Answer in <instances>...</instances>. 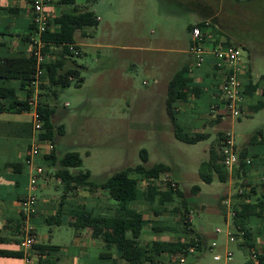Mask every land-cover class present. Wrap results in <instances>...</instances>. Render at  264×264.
<instances>
[{
  "label": "rangeland",
  "instance_id": "1",
  "mask_svg": "<svg viewBox=\"0 0 264 264\" xmlns=\"http://www.w3.org/2000/svg\"><path fill=\"white\" fill-rule=\"evenodd\" d=\"M198 1L214 9L217 21L213 27L240 45L244 71L249 65L254 80L264 77V0ZM75 4L101 17L98 25L84 27L90 36L81 38L77 32V41L101 46H82V53L72 57L82 67L83 81L76 85L78 80H72L55 99L56 123L64 128V133L55 139L56 154L61 157L68 151L78 152L82 165L73 171L89 170L92 183L126 166L168 164L171 170L161 174L157 181L167 174L183 190L192 227L207 244L204 250L189 254L187 259L198 255L202 264H246L245 253L238 245L241 238L233 234L232 216L224 201L228 199L232 208L239 188L248 189L243 179L249 186L256 179L237 177L233 173L225 182L215 177L206 183L198 169L208 159L218 132L224 133L223 139L231 134L237 152L256 134L248 144L250 153H261L264 157V108L251 113L244 101L238 117L221 116V121L214 124L208 120L216 118L218 111H211V116L195 115L185 122L187 129L205 132L208 138L193 144L174 136L165 109L167 83L179 68L177 57L183 55L182 50H189L188 26L199 22L202 5H196V0H75ZM142 149L148 156L145 162L140 157ZM45 169L44 181L48 180L51 193L60 196L63 190L54 176V167L45 165ZM139 183L144 186L143 179L139 178ZM193 186H198L195 192H192ZM87 191L82 189L88 197L87 204H91L89 196L92 195L101 203L105 199L98 188ZM34 193H40L39 188ZM108 203L114 208L113 200ZM137 206L146 208L145 204ZM144 215L153 217L148 209ZM160 218L176 225L179 215L165 213ZM34 227L39 242L50 243L47 236L51 235L53 244L66 246L64 254L76 256L71 242L73 228L66 224L47 225L44 221ZM153 234L146 227L142 240ZM230 236L234 240H229ZM212 242L216 245L212 246ZM227 250L233 254L230 261L213 259L214 254ZM90 256L99 260L96 255ZM164 258L167 264L169 260L172 264V257L164 255Z\"/></svg>",
  "mask_w": 264,
  "mask_h": 264
},
{
  "label": "trees",
  "instance_id": "2",
  "mask_svg": "<svg viewBox=\"0 0 264 264\" xmlns=\"http://www.w3.org/2000/svg\"><path fill=\"white\" fill-rule=\"evenodd\" d=\"M230 1L240 2V0ZM74 2V0H60L63 5H71ZM198 2L196 0V5H202V10L200 9L199 22L193 26H199L204 37L207 35L206 28L211 27L208 33L211 40H202L203 44H234L229 36H223V33L214 28V23L217 21V18L214 17V9L210 8L206 2L205 4ZM207 20H211V24L206 25ZM51 22L52 27L41 35L47 44L44 47L46 59L42 64L43 73L39 84L37 109L43 122L44 132L41 136L49 138L55 143L56 136L62 135L64 128L63 125L56 123V109L52 101L57 98L58 93L63 88L70 85L72 80H78L76 85H80L83 81V77L80 76V66L76 64L68 66L66 64L67 60H72V57L78 54L79 47L74 45V33L77 29L96 26L98 18L95 12L87 7L72 6L68 9H62L59 15L51 19ZM193 26H188L189 31ZM34 30L35 26L32 24V36ZM69 44L74 45L77 50L76 53L69 49ZM193 59L196 66L195 57ZM35 68L36 59L32 53L24 56H0V79L2 81L0 85V112L29 111L28 99L33 92L31 81ZM215 69L219 72L216 67ZM13 81H17L18 84L16 86L11 85ZM220 81L219 79L214 83L217 89L215 95H219ZM243 86L244 101L248 103L247 108L251 113L264 108V77L254 80L249 65L245 70ZM203 89L202 85L195 83L192 64L190 63L179 67L167 83L166 113L171 122L174 136L182 142L193 144L208 138V134L205 132L188 130L187 125L182 123L179 118V108L187 105L190 97L193 95L197 97ZM223 114L224 111L219 109L217 117L213 120L209 119V123L220 122ZM223 137L224 133L218 132L214 145L210 148L208 159L200 163L198 173L202 181L206 183H211L215 177L221 182L228 179L229 173L220 153ZM255 138L256 134H253L247 143H252ZM248 144L238 151L239 162L233 172L237 177L246 175L249 166L252 164L251 159L248 158ZM140 157L143 162L147 161L148 156L145 149L140 151ZM42 162L54 167V176L62 186V199L66 198L68 193L79 189L91 191L98 188L106 190L109 198L114 201L113 213L109 216L93 214L84 207L74 208L68 212V225L70 227L76 229L88 227L91 229V236L101 239L103 246L117 250V257L112 258V264L118 262L122 264H166L164 255H185L187 257L190 254L188 248L191 245H195L198 252L205 249L204 237L193 229L189 219L190 208L183 190L179 187L173 189L164 186L161 181L159 183L157 181L161 174L171 170L168 164L159 162L148 167L143 164L126 166L114 171L105 179L92 183L89 170L72 171L82 165L80 155L76 151L65 152L59 157L54 148L50 154L42 157ZM6 166L19 172L22 164L9 162ZM139 178L144 180V186L140 185ZM247 186L248 189L242 193H236V197L246 199L256 194L254 187ZM260 186L264 190V184H260ZM196 189L198 186H193L192 192H195ZM63 202L64 200H61L58 203L55 213L44 217L43 221L47 225H59L61 223L59 218ZM138 204H145L146 208L140 209ZM146 209L152 212L153 217H145ZM233 209L235 212L232 217L233 234L241 238L238 245L246 251V264H264V254L260 250H255V244L246 229L250 215L258 214L264 209V193L256 196L253 203H242L240 206H233ZM165 213H177L179 215L178 223L171 225L167 221L161 220L160 216ZM146 227L154 234H170L173 239L144 242L142 234ZM32 249L39 256L40 261V259L48 258L51 251L55 250L56 247L48 243H35ZM10 254L12 253L0 249V256ZM16 254L18 253L16 252ZM253 254L255 258H253ZM105 256L111 257V254L110 256L108 253L99 255L101 258Z\"/></svg>",
  "mask_w": 264,
  "mask_h": 264
},
{
  "label": "crops",
  "instance_id": "3",
  "mask_svg": "<svg viewBox=\"0 0 264 264\" xmlns=\"http://www.w3.org/2000/svg\"><path fill=\"white\" fill-rule=\"evenodd\" d=\"M29 3L30 0H0L1 57L24 56L31 53L32 46L30 39L32 37V14ZM66 5L67 4H61L60 0H49L47 9L49 10L51 17L54 18L60 14L62 9H68L72 6H77L75 2L74 4ZM97 18L99 23L101 17H98L97 15ZM77 32H79V35H82L81 38L90 36V34L87 33L84 28L77 29L75 31L74 45L79 47L78 50L80 49L77 55L82 53V46H101L98 43L89 44L87 42H78L76 39ZM107 46L110 47L109 44ZM181 52L183 55L178 56L176 59V61L179 63V67L189 63L192 64L193 78L195 83L204 87L203 91L197 97L194 95L191 96L189 103L179 108V118L182 123L187 125L185 122H187V120H192L197 114L203 116H207L209 114V116H211V105L217 101V96L215 95V91L217 89L215 88L214 83L216 80L220 79V74L213 66L212 58L208 57L205 62L199 66H195L193 61L194 57L189 52V50L186 49L182 50ZM72 60H67L66 64L68 66L76 64L80 66V70L82 68L81 65L77 62H73ZM1 84L2 81L0 79V85ZM17 84V81H13L11 83L13 86H16ZM52 103L56 108L55 99L52 101ZM139 110H142V108ZM57 117L58 116L55 113V119H57ZM30 134L31 126L30 115L28 112H0V249L12 253L10 255L0 256V264H24L22 252L19 247V241L22 236L20 233L24 231V227L27 222L22 217L19 201L21 200L22 196L31 192L29 169L26 167V165H24L25 151L29 143ZM54 145L56 150V142ZM247 150L248 158L251 159L252 164L249 166L245 176L256 179L250 186L254 187L256 194L251 195L246 199L236 197L232 207L236 205L240 206L242 203H253L256 196L264 193V190H262L260 186V184H264V157L260 155L261 153H250L249 147H247ZM9 162L21 163V170L18 172L10 167H7L6 164ZM44 179L46 178H43L42 183L38 185L40 193H35L37 197L36 212L28 221V223L33 226L35 234L36 230L34 226L36 223L38 224L43 222L45 216L55 213L58 203L61 202V200H64V202L61 210V216L59 218L61 223L59 225L66 224L69 226L68 212L78 207H84L93 214L109 216L113 213V206L108 203L110 198L106 190H102L106 199V201L105 199L102 200L103 204L101 201H99V198L93 195L89 196L91 204H87L85 202L88 197L84 192H82V189L68 193L66 198L62 199L63 191L61 192L60 196L51 193L48 180L44 181ZM83 190L87 191V189ZM73 229L74 233L71 242L76 248V256L68 253L64 254L66 246L53 244L51 241L53 237L49 235L47 236V239L50 240V243L48 244L54 245L56 249L51 251V254L48 258L40 259V261L39 256L32 250L35 264H112V258L117 257L118 254L116 249L103 246L101 239L93 238L91 236V229L88 227ZM246 229L250 233L255 244V250H260V252L264 254V209L258 214L250 215L247 221ZM145 234L146 233H144V235ZM172 239L173 236L170 234L166 235L155 233L143 241L146 242L149 240ZM239 242H241V240L238 241V244ZM36 243L41 244V242L38 240ZM206 247L207 244H205V248ZM240 248L242 249V247ZM242 250L244 253L246 252L244 249ZM16 252L18 254H16ZM101 253H108L109 256L111 254V257L105 256L101 258L99 257ZM90 254L96 255L99 260L96 261L94 257L90 256ZM166 256L169 258L171 257L170 255ZM90 257L92 260H90ZM193 257L194 258L192 260L188 258L186 263L202 264L200 263L198 255H194ZM169 263L171 264L170 260ZM117 264L121 263L118 262Z\"/></svg>",
  "mask_w": 264,
  "mask_h": 264
},
{
  "label": "built area",
  "instance_id": "4",
  "mask_svg": "<svg viewBox=\"0 0 264 264\" xmlns=\"http://www.w3.org/2000/svg\"><path fill=\"white\" fill-rule=\"evenodd\" d=\"M48 2L49 0H30L29 3L32 14V24L35 26L34 34L31 37V53L36 59V68L31 81L33 92L28 99V104L30 105L28 113L30 115L31 134L24 157V164L29 169L31 192L22 196L19 201L22 217L27 222L19 241V247L22 252L24 264H35L32 248L37 242V239L33 226L28 223V221L37 209V197L34 191L38 188V180L42 179L46 172L45 164L42 162V157L50 154L55 148L54 142L51 139L43 138L41 136L44 132L43 122L37 109L39 100V84L43 73L42 64L46 59L44 47L47 44V42L41 38V35L48 28L52 27V17L47 9ZM205 24L209 25L210 23L206 21ZM210 30L211 27L208 26L206 28L207 35L204 37L199 26L192 27L190 31L191 43L189 46V52L195 57L196 66H199L205 62L208 57H210L213 59V66L219 71L221 80L219 88L220 92L219 95H216L217 101L211 105V110L215 112L219 111V109L224 111L222 117H238L241 114L242 104L245 100V96L243 94L245 71L243 68L244 62L242 60L241 47L236 44L212 45L209 43L204 45L202 40H211V37L208 34ZM69 49L74 53L77 52L73 44H69ZM221 144L220 153L222 155V160L229 175H231L233 174L234 169L238 166L239 153L236 150L234 139L230 133L226 134L225 138L222 139ZM165 177L161 180L164 186L172 187L173 189L178 187L176 182L167 174H165ZM243 184L246 186L248 185L246 179H243ZM243 191L244 187L241 186L238 193H242ZM224 203L229 212L228 214L233 217L235 212L233 207L231 208L229 200L226 199ZM216 231H219V229H216ZM195 240L197 239L195 238ZM229 240H234V237L230 236ZM211 245L215 246L216 243L212 242ZM188 252L190 254L195 253L196 246L191 245L188 248ZM232 255V252L227 250L223 254H214L213 259H224V261H230L232 259ZM171 257L172 264H186L187 257L185 255H171ZM253 258H255L254 254Z\"/></svg>",
  "mask_w": 264,
  "mask_h": 264
}]
</instances>
